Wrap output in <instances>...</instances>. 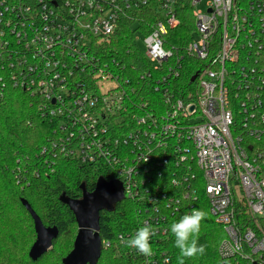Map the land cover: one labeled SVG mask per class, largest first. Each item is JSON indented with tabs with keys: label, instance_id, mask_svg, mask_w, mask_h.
Listing matches in <instances>:
<instances>
[{
	"label": "built area",
	"instance_id": "1",
	"mask_svg": "<svg viewBox=\"0 0 264 264\" xmlns=\"http://www.w3.org/2000/svg\"><path fill=\"white\" fill-rule=\"evenodd\" d=\"M202 1L0 0V101L25 93L53 124L45 171L63 159L122 182V264H173L169 225L199 203L223 227L221 259L264 264V0ZM186 3L198 38L177 44ZM124 20L138 47L143 33L137 65L111 47ZM145 223L150 256L127 246Z\"/></svg>",
	"mask_w": 264,
	"mask_h": 264
},
{
	"label": "trees",
	"instance_id": "2",
	"mask_svg": "<svg viewBox=\"0 0 264 264\" xmlns=\"http://www.w3.org/2000/svg\"><path fill=\"white\" fill-rule=\"evenodd\" d=\"M184 17L180 25L172 31L173 41L177 44L192 38L195 21L186 3ZM134 22L124 20L114 34L111 44L118 51V59L127 65H137L144 61L143 51L133 41ZM131 49L130 54L126 51ZM193 73L183 77L189 83ZM53 133V124L40 118L36 105L20 91H8L0 101V264H64L63 259L73 249L78 232V224L73 212L60 201L66 194L70 198H80L81 185L93 191L99 177L109 179L104 172L93 167L81 165L77 161L60 159L53 170L45 171L41 164L40 149ZM28 165V183L21 185L15 177L18 166ZM38 172V175H36ZM25 198L47 226H57L59 235L53 247L34 261L29 256L31 246L36 240L34 221L22 204ZM197 209L204 212L201 228L197 234L198 245L204 246L203 253L183 257L174 246V239L167 245L173 264H228L220 258L218 246L225 233L208 211L206 204L199 203ZM134 205L126 199L115 205L111 212L100 214V236L103 242L102 255L97 264H122L123 257L117 255V235L127 229L133 220ZM76 231L59 254V241ZM105 243H109L108 246ZM123 251H120V253Z\"/></svg>",
	"mask_w": 264,
	"mask_h": 264
},
{
	"label": "water",
	"instance_id": "3",
	"mask_svg": "<svg viewBox=\"0 0 264 264\" xmlns=\"http://www.w3.org/2000/svg\"><path fill=\"white\" fill-rule=\"evenodd\" d=\"M196 76L192 78L195 80ZM81 198H70L66 194L60 201L74 214L78 224V232L72 251L63 259L64 264H97L102 255V239L100 236V214L111 212L115 205L124 199V187L119 180H107L99 177L93 191H88L84 184ZM22 204L33 218L36 240L30 248L29 256L38 260L53 247L54 240L60 231L57 226H47L34 210L29 201L22 199Z\"/></svg>",
	"mask_w": 264,
	"mask_h": 264
},
{
	"label": "clouds",
	"instance_id": "4",
	"mask_svg": "<svg viewBox=\"0 0 264 264\" xmlns=\"http://www.w3.org/2000/svg\"><path fill=\"white\" fill-rule=\"evenodd\" d=\"M203 219L204 212L194 208L190 213L184 214L169 225V231L174 237V246L179 249L181 256L191 257L197 253H203L204 246L198 245L196 238ZM154 235L155 230L145 223L127 239V246L145 256H150L151 238ZM165 264H167L166 261ZM179 264H184L183 260H180Z\"/></svg>",
	"mask_w": 264,
	"mask_h": 264
},
{
	"label": "rangeland",
	"instance_id": "5",
	"mask_svg": "<svg viewBox=\"0 0 264 264\" xmlns=\"http://www.w3.org/2000/svg\"><path fill=\"white\" fill-rule=\"evenodd\" d=\"M207 1L208 0H203L201 3H199L198 8L202 9L203 11H205L206 8H207V6H206ZM193 31H194V37L198 38V34L196 33V27H194ZM139 45H140L141 48H144L143 33H140ZM75 231H76V228L73 227L71 232L69 234H67L66 236H64L59 241V244H58V248H59V252L58 253L59 254H62L65 251L66 246H67V244L69 245V243L72 240V237H73Z\"/></svg>",
	"mask_w": 264,
	"mask_h": 264
},
{
	"label": "flooded vegetation",
	"instance_id": "6",
	"mask_svg": "<svg viewBox=\"0 0 264 264\" xmlns=\"http://www.w3.org/2000/svg\"><path fill=\"white\" fill-rule=\"evenodd\" d=\"M96 183H97V182H96ZM95 186H96V185H95ZM94 189H95V188H94ZM82 193H83V190H82ZM81 197H82V195H81ZM81 197H80V198H81ZM76 199H77V198H76Z\"/></svg>",
	"mask_w": 264,
	"mask_h": 264
}]
</instances>
